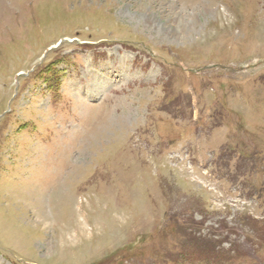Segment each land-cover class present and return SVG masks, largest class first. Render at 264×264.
<instances>
[{
	"label": "rangeland",
	"instance_id": "374dc122",
	"mask_svg": "<svg viewBox=\"0 0 264 264\" xmlns=\"http://www.w3.org/2000/svg\"><path fill=\"white\" fill-rule=\"evenodd\" d=\"M0 264H264V0H0Z\"/></svg>",
	"mask_w": 264,
	"mask_h": 264
},
{
	"label": "trees",
	"instance_id": "16d2710c",
	"mask_svg": "<svg viewBox=\"0 0 264 264\" xmlns=\"http://www.w3.org/2000/svg\"><path fill=\"white\" fill-rule=\"evenodd\" d=\"M193 239H194V241L191 243V246H193V248H195V249H198V246H197L198 243L196 242V241H198V238L193 236Z\"/></svg>",
	"mask_w": 264,
	"mask_h": 264
}]
</instances>
